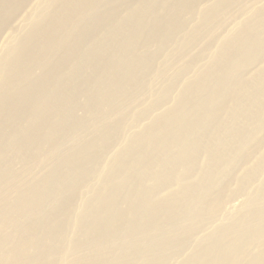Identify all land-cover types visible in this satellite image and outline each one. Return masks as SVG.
<instances>
[{"label":"bare ground","instance_id":"obj_1","mask_svg":"<svg viewBox=\"0 0 264 264\" xmlns=\"http://www.w3.org/2000/svg\"><path fill=\"white\" fill-rule=\"evenodd\" d=\"M0 264H264V0H0Z\"/></svg>","mask_w":264,"mask_h":264}]
</instances>
